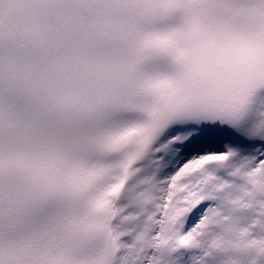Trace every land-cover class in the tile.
I'll return each instance as SVG.
<instances>
[{
  "label": "snow or ice",
  "instance_id": "snow-or-ice-1",
  "mask_svg": "<svg viewBox=\"0 0 264 264\" xmlns=\"http://www.w3.org/2000/svg\"><path fill=\"white\" fill-rule=\"evenodd\" d=\"M0 264H264V0H0Z\"/></svg>",
  "mask_w": 264,
  "mask_h": 264
}]
</instances>
